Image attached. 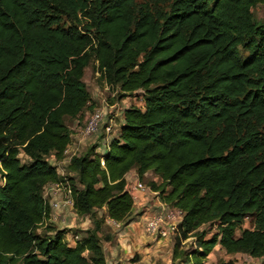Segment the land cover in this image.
Here are the masks:
<instances>
[{
  "label": "trees",
  "instance_id": "obj_1",
  "mask_svg": "<svg viewBox=\"0 0 264 264\" xmlns=\"http://www.w3.org/2000/svg\"><path fill=\"white\" fill-rule=\"evenodd\" d=\"M260 4L171 0L153 11L137 0H0V264H108L105 221L137 219L127 189L133 169L141 180L152 171L160 180L152 188L184 211L174 260L208 264L218 245L264 257ZM92 60L121 99L142 92L144 104L124 109L102 151L92 145L66 165L76 213L93 222L76 228L81 238L70 245L69 228L44 225L45 188L63 179L52 161L94 108L84 81ZM248 215L255 227L237 235ZM205 224L218 228L209 239L199 232ZM192 235L198 247L182 252Z\"/></svg>",
  "mask_w": 264,
  "mask_h": 264
},
{
  "label": "rangeland",
  "instance_id": "obj_2",
  "mask_svg": "<svg viewBox=\"0 0 264 264\" xmlns=\"http://www.w3.org/2000/svg\"><path fill=\"white\" fill-rule=\"evenodd\" d=\"M137 2L139 4L144 3V2H149L150 7L153 9V11H156V10L168 9L169 5L171 3V0H164V1H161L158 3H156L152 0H137ZM253 11H254L256 21H264V5L260 4V5L256 6L253 9ZM84 81L86 83L87 89L89 90V93L91 96V104H92V106H94V108L93 109H91V108L86 109V112L84 115L85 117H82L81 120L84 119L86 121L87 116L89 114H91L94 110L103 109V108H104V110H106V108H107L109 119L114 118V122L116 124H120L121 117L115 116V111H114L115 108L111 107V105L116 104L115 107L118 108L120 111L122 108H124V106H130V105H137L138 104L140 107H143L144 102L142 100V92L141 91H140L141 93H135V94L129 95L127 98H125L127 101L122 102L120 100L121 99L120 90L117 87L109 86L106 83V81L101 76V73L97 69V61L95 62L94 60H92V64L86 69ZM85 121H84V124H85ZM67 123L71 124V121H67ZM79 126L80 125L77 122L75 124H72L75 142H76L75 137L79 136L78 135L79 131H76ZM101 128H102V130H104L105 126L104 127L101 126ZM89 148L90 147L88 146V147H85L84 149H81V153H85L86 151H88ZM20 156H22V159L24 161H26V157H24L23 153L20 154ZM52 162L54 164V160ZM150 172H151V174L146 176L142 181L145 182L146 184H148V186H150L152 188L151 182H158L159 183L160 180L152 171H150ZM132 178H135L134 180H136V178H139L138 174H136V172L130 173L129 179L132 180ZM0 181H1V177H0ZM102 216H103V210H99V213L97 214L96 217L102 218ZM83 218L86 219V216H84V217L79 216V215L76 216L77 220L78 219L83 220ZM87 218L90 219V223H89V228H90L93 226V222H92L90 217H87ZM80 222H82V221H80ZM63 225L65 226L66 224H63ZM56 226H58V225H56ZM59 226H62V225L59 224ZM122 226L128 230L129 235L126 236V238H129V237L131 238L130 244L133 242V235L137 236L139 244L138 245H130L127 241L125 243L123 242L122 246L125 249L128 248L129 253L127 254L128 255L127 259H125L126 258V256H125L123 263L119 262L120 264H140V263H137L138 258L141 256V254H143V252H145V249L143 251H141L142 248L140 249V245H144L145 248H148V254L152 255V262H154V264H184L185 262H187V261H185V258H183V257L177 258L174 260L173 252H174V245L176 242L175 238H173V240L171 241V244H169V245L157 246L155 243L151 242L152 237H149L146 233L144 234V232H142L143 230H141V228L138 227L136 224H135V229H130L129 228L130 226H128V225H127L128 227H126V225H122ZM254 227H255L254 216L248 215L247 217H245L244 221L241 224V227L238 229L236 234L241 235L242 230L253 229ZM65 228H69L68 229L69 231L67 233L73 232V234H75L74 231L76 228H70L67 226H65ZM45 229L46 228L44 226H42L40 231L41 230L45 231ZM217 229L218 228H216V226H212L210 224H205L204 226H202V228H200L199 232L200 233L205 232L206 234L203 235V238L209 239L217 231ZM114 233H115V228L111 224H108L105 221V224L102 227V231L100 232L101 243L107 246L106 236H109V234L114 235ZM73 234H71V235H73ZM139 234H143V236H138ZM148 238H150L151 240ZM198 240H199L198 235L190 236L189 238H187L186 240H184L182 242V245L180 247L181 251L182 252L183 251L184 252L194 251L198 247V242H199ZM153 251H155V252H153ZM87 256H90L89 253H87ZM229 259H232L236 264H264V257L255 258V257H251L248 254H242V255L235 256L234 254L227 253L226 250H224L220 245L215 247V249L212 251V253L209 255V257L207 258L206 261L208 264H215V263L220 262L222 260H229Z\"/></svg>",
  "mask_w": 264,
  "mask_h": 264
},
{
  "label": "built area",
  "instance_id": "obj_3",
  "mask_svg": "<svg viewBox=\"0 0 264 264\" xmlns=\"http://www.w3.org/2000/svg\"><path fill=\"white\" fill-rule=\"evenodd\" d=\"M106 116V111L103 109L94 110L86 118V124L84 127L79 129V136L81 138H87L94 135L99 128L101 123ZM115 116L117 114L115 113ZM116 124L114 118L109 119L108 123L105 125V132L108 135H112L116 131ZM80 153V146L75 141L66 147L64 151V157L61 160H54V165L57 166V171L63 177L61 181L54 182L45 188V197L49 200L51 206V216L49 219L44 220V225L49 222H54L58 218L55 212H70L77 216L74 205L73 188L70 181L67 178L66 165L71 161L73 156ZM104 165V160L101 162ZM128 178L127 189L134 198V201L139 199L138 193L150 194L153 188L148 186L140 178ZM161 209L158 212L149 211L146 215L145 221V232L149 237L157 239L175 238L179 234V225L183 219L184 211L168 202L161 203ZM106 222L111 224L115 229L118 230L122 235L123 223L117 222L111 218H107ZM81 238L79 234H73L71 236H66V240L70 245H75L76 242Z\"/></svg>",
  "mask_w": 264,
  "mask_h": 264
},
{
  "label": "crops",
  "instance_id": "obj_4",
  "mask_svg": "<svg viewBox=\"0 0 264 264\" xmlns=\"http://www.w3.org/2000/svg\"><path fill=\"white\" fill-rule=\"evenodd\" d=\"M127 97H124L120 100L122 102H126L127 100L125 98H127ZM115 106H116V104L111 105V107L115 108L114 111L117 114V116L121 117V119H120V124H121V123H123V119H124V109L129 107V106H124V108H122L121 111L118 108H116ZM136 106H139V105L137 104ZM105 111H106V116L101 123V126H103V127L109 121L108 109L106 108ZM115 134L116 133H114L112 135H108L100 127L99 130L91 137L81 138V136H77L75 138H76V143H78L80 146V153H81V149H84L85 147H88V146L91 147L92 145H95V144H97V151L100 152L104 149L106 142L108 140H110L113 136H115ZM78 135H79V133H78ZM73 141H75V140L73 139ZM133 172H136V170L133 169L130 173H133ZM136 174H137V172H136ZM150 174H151V172H147L145 174V176H148ZM128 178H129V175H128ZM153 191L154 192L147 194V195L142 194V193H138L139 199L134 202V208L132 210V214L130 215V216H136L137 219H136V221L128 224V226H130L129 227L130 229H135V224H136L138 227L141 228V230H143L142 232H144V234H145L146 233L145 232V221H146V216H147L146 214L149 211L158 212L161 209V206H160L161 203L166 202L162 199L159 190L153 189ZM55 213L57 214L58 218H60V220L56 219L53 223L58 225V226H59V224L62 225V226H59V228H65V226L70 227V228H79V229H83V230L89 228L90 219L87 217H86V219L83 218V220H80V219L77 220L76 216L74 214H71L70 212H55ZM80 221H82V222H80ZM63 224H66V225L64 226ZM128 226H126V227H128ZM50 233H51V231H50ZM122 233H124V235H122L120 232H118L117 229H115L114 235L109 234V236H106L107 246L103 244V248H104V253L106 255L108 264L123 263L125 256H126L125 259H127V256H128L127 254L129 253L128 252L129 249L128 248L125 249L122 246V244H123V242L125 243L126 241L130 244L131 238L130 237L126 238V236L129 235L128 230L126 228H124L122 230ZM71 234H73V232L67 233L66 236H71ZM138 236H143V234H139ZM148 239H150V238H148ZM151 239H150L151 242L155 243L157 246L169 245V244H171V241L173 240V238L161 239L159 237L157 239L152 237ZM138 244H139V241L137 239V236L133 235V242L130 245H138ZM140 249H141V251H143L145 249V252H143V254H141V256L138 258L137 263L154 264V262H152V255L148 254V248H145L144 245H140ZM153 252H155V251H153ZM86 254H87V252H86ZM186 264H188V263H186Z\"/></svg>",
  "mask_w": 264,
  "mask_h": 264
}]
</instances>
